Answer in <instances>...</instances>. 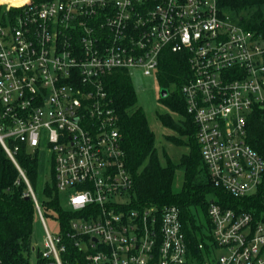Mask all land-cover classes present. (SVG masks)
I'll list each match as a JSON object with an SVG mask.
<instances>
[{"label":"built area","instance_id":"1","mask_svg":"<svg viewBox=\"0 0 264 264\" xmlns=\"http://www.w3.org/2000/svg\"><path fill=\"white\" fill-rule=\"evenodd\" d=\"M0 7V153L42 222L41 264H264V210L210 196L192 246L179 206L133 207L104 85L118 69L157 82L165 50L186 54L182 93L203 162L216 186L244 200L264 174L263 158L246 140L252 108H264L262 32L240 25L217 0H0ZM11 9L19 10L9 15ZM22 148L53 166L75 213L69 232L59 221L55 233L47 228L17 160ZM65 240L79 258H64Z\"/></svg>","mask_w":264,"mask_h":264},{"label":"trees","instance_id":"2","mask_svg":"<svg viewBox=\"0 0 264 264\" xmlns=\"http://www.w3.org/2000/svg\"><path fill=\"white\" fill-rule=\"evenodd\" d=\"M217 1L221 11L228 13L240 25L264 34V0ZM18 10L11 9L8 14L13 15ZM2 13L3 7H0V17ZM188 68L186 54L165 50L157 72L160 89L167 90L165 97L159 95V102L182 116L176 120L168 112L159 114L163 125L186 137H167L187 148L177 162H173L166 153L164 162L160 159L155 133L150 128L145 110L137 104L133 77L126 70H114L104 77V85L117 115L125 163L132 177L131 204L135 208L167 204L179 206L183 220L192 227L190 239L193 246L197 240L193 231L201 228L199 222L201 215L206 214L208 197L215 196L226 206L245 210L254 208L256 212L264 210V174L258 192L241 201L229 197L213 183L201 156L196 126L186 112L182 86L189 75ZM246 140L264 160L263 107L252 108L247 120ZM40 159L37 152L29 153L23 148L17 152V160L34 190L42 170ZM177 171L182 172L179 179ZM17 177L18 172L12 162L5 153H0V264H31L34 259L36 264H41L33 236L36 210L33 201L23 196L26 185L21 179L16 183ZM62 196L65 200L56 187L53 166H50L37 199L44 217L59 221L60 231L66 233L70 230L69 220L75 213L62 207ZM66 245L68 249L64 258L68 262L79 258V252L69 241Z\"/></svg>","mask_w":264,"mask_h":264},{"label":"rangeland","instance_id":"3","mask_svg":"<svg viewBox=\"0 0 264 264\" xmlns=\"http://www.w3.org/2000/svg\"><path fill=\"white\" fill-rule=\"evenodd\" d=\"M10 1L18 2L22 0H18V1L10 0ZM134 74L135 75L133 76V83L137 91V104L142 106V108L145 110L150 128L155 133L156 147L158 149L160 159L164 162L165 159L164 153H166V155L173 162H177L179 160L180 155L185 151H187V148L184 147L183 145H177L171 142L170 140H168L167 137L175 136V137H181L183 139H185L186 137L179 136L169 127L163 125L159 119V114L168 112L176 120L180 119L182 116L179 113L168 110L164 105H162V103L159 102L160 86L155 79H153L152 77L143 76L140 73H134ZM43 157L47 158L48 157L47 153H43ZM40 160H42L41 162L42 170L40 169L39 181L34 190L36 192L37 197H39L40 195L41 189L43 188L44 179L47 178L48 169H49L48 159H40ZM176 175H177V179H179L182 175V172L177 171ZM62 198H63L61 199L62 207H67L63 196ZM45 223L47 225V228L50 230V232L55 233V231L57 230V222L53 220L52 217L46 216ZM33 230H34L33 231L34 242L36 246L39 249H43V237L45 232L42 222L37 216L34 222ZM31 264H36V261L33 260Z\"/></svg>","mask_w":264,"mask_h":264},{"label":"water","instance_id":"4","mask_svg":"<svg viewBox=\"0 0 264 264\" xmlns=\"http://www.w3.org/2000/svg\"><path fill=\"white\" fill-rule=\"evenodd\" d=\"M160 95L162 97H165L167 95V90L166 89H160Z\"/></svg>","mask_w":264,"mask_h":264}]
</instances>
